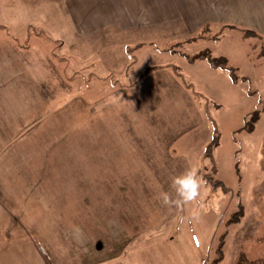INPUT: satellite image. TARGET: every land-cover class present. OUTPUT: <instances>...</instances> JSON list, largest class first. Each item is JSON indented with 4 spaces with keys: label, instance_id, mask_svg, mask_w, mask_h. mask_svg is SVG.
<instances>
[{
    "label": "rangeland",
    "instance_id": "374dc122",
    "mask_svg": "<svg viewBox=\"0 0 264 264\" xmlns=\"http://www.w3.org/2000/svg\"><path fill=\"white\" fill-rule=\"evenodd\" d=\"M3 3L25 20L13 27L26 32L33 84L0 87V115L22 116L0 118L13 127L0 134V200L15 221L6 238L29 234L50 264L264 259V37L176 22L152 47L128 49L148 34L71 41L58 38L71 34L65 0ZM31 90L45 108L31 109ZM192 167L200 202L165 204L172 177Z\"/></svg>",
    "mask_w": 264,
    "mask_h": 264
},
{
    "label": "crops",
    "instance_id": "0c3cea01",
    "mask_svg": "<svg viewBox=\"0 0 264 264\" xmlns=\"http://www.w3.org/2000/svg\"><path fill=\"white\" fill-rule=\"evenodd\" d=\"M65 1L70 19L69 32L71 34H59L58 38L65 36L71 41L77 38L94 40L103 32L111 29L135 34H148V37L144 39V43L140 42L141 37H131L134 38L133 41L125 42V48L129 49L135 46L134 49H140L144 44L152 47L154 43H151V41L157 39L160 29L175 30L174 24L176 22H185L191 29L214 22L221 28L225 25L230 26L222 29L240 30L241 32L252 30L258 36L264 37V0ZM4 4L0 5L1 10H6L5 24L2 16H0V87H8L12 90L23 88L24 90H21L27 92L26 88L31 87L33 84L30 82L31 78L25 74V70L28 71L26 67L27 59L21 52V49L22 51L30 49L27 47L23 49L20 40L25 41L26 39V32L23 34L24 30L27 29L25 28V20L21 17L22 12L20 10L18 12L12 8L7 10L8 4L5 7ZM13 11L19 13L20 16L18 19H15L14 16L15 20L10 21L9 14ZM18 24L24 30H15L13 26ZM4 27L6 28L5 34L1 33V28ZM8 29L11 31L10 33H7ZM72 31L76 34H72ZM149 51L153 55V50ZM33 93H36V91L31 90L30 95H28L31 109L38 107V103L42 101L40 96L33 97ZM41 103L42 108H45L46 101ZM37 115L35 113L34 116ZM5 117L9 119L15 117L14 122H20V119H22V116L18 114L15 116L11 114L0 115V118ZM12 129L13 127L0 126V134L5 136L12 134ZM10 217H12L11 212L0 200V264H50L48 257L42 250V247L46 245L32 239L29 234L16 239L6 238L12 235L11 232H14V229L11 231V228L15 221L14 219L10 221Z\"/></svg>",
    "mask_w": 264,
    "mask_h": 264
},
{
    "label": "clouds",
    "instance_id": "9594fccd",
    "mask_svg": "<svg viewBox=\"0 0 264 264\" xmlns=\"http://www.w3.org/2000/svg\"><path fill=\"white\" fill-rule=\"evenodd\" d=\"M171 182L177 195L170 198L168 193H161L165 204H174L179 208L190 201L200 202L203 178L198 174L196 168H189L179 176H173Z\"/></svg>",
    "mask_w": 264,
    "mask_h": 264
},
{
    "label": "trees",
    "instance_id": "16d2710c",
    "mask_svg": "<svg viewBox=\"0 0 264 264\" xmlns=\"http://www.w3.org/2000/svg\"><path fill=\"white\" fill-rule=\"evenodd\" d=\"M257 34H247V33H245L244 34V36L245 37H255ZM204 55H206V54H204ZM202 56V55H201ZM206 58H207V60L209 61V63L210 64H212V65H214V66H223V67H225L226 66V63H225V60H221V61H219V60H215V59H212L211 57H208V56H206ZM215 146V145H217V140H214L213 142H212V144H210V148H209V150L211 151V149L213 148V146ZM215 186L216 187H220V186H222V187H224L223 186V184L221 183V182H218L217 184H215ZM238 217V216H237ZM259 262H257V263H254V262H251V260H249L245 255H241L240 257H239V259H238V261H237V263L236 264H264V259H259L258 260Z\"/></svg>",
    "mask_w": 264,
    "mask_h": 264
},
{
    "label": "bare ground",
    "instance_id": "6f19581e",
    "mask_svg": "<svg viewBox=\"0 0 264 264\" xmlns=\"http://www.w3.org/2000/svg\"><path fill=\"white\" fill-rule=\"evenodd\" d=\"M115 116V115H114ZM116 117H117V115H116ZM117 121V120H116Z\"/></svg>",
    "mask_w": 264,
    "mask_h": 264
}]
</instances>
